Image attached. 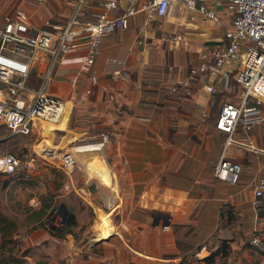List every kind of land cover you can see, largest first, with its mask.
<instances>
[{
  "label": "rangeland",
  "instance_id": "1",
  "mask_svg": "<svg viewBox=\"0 0 264 264\" xmlns=\"http://www.w3.org/2000/svg\"><path fill=\"white\" fill-rule=\"evenodd\" d=\"M71 1L45 0L40 5L33 6L25 0H0V15L21 8L28 14L33 11L29 16L30 19L35 17L40 21L48 18L60 22L67 13ZM137 15L138 20L146 27L144 31L139 32H144L147 36L148 45L144 47L146 50L155 53L164 51L166 54L167 51L175 48L171 47V39L173 40L176 33L166 29L168 24L165 22L166 18L144 23L140 14ZM185 15L195 26H183L184 22L176 21V25L183 32L184 30L194 31L181 33L182 37L200 41L202 36L197 32L203 31V28L207 29L210 34L219 32L217 27L208 25L207 22L202 23L195 13L186 12ZM196 43L192 42L189 50L185 51L187 55L194 56L190 48ZM176 51L178 52L177 49ZM155 65L149 66L148 76H154ZM231 88L230 91L217 92L211 97L208 96L209 106L205 110L207 116L201 119L198 113L193 118L185 117L183 126L178 123L181 120L175 119L171 114L166 115L161 112L163 109L161 101L158 103L153 99L148 103L143 100V102H138L137 107L133 105L131 109L125 106L124 108L119 107V110L124 109L130 113L132 118L137 117L131 122L142 127L140 131L132 133L127 138L126 149H130L129 156L136 155L142 160H147L143 161L149 165L148 168L152 167L154 171L159 166L160 160H166L170 169L171 161L177 159L180 162L186 160V165L189 159L196 160V162L202 160L203 165L198 166L197 169L210 171V167L204 166V160L207 159L210 166L214 164L226 137L214 130L213 119L221 101L237 99L238 89ZM144 92L147 91L144 90ZM65 105L60 126L56 125L58 123L56 120L52 122L56 125L55 127L42 126L38 131L33 130L27 135H8L0 129V133L6 134L0 138V153L13 152L19 157L31 158L32 162L30 168L26 170L12 174L0 173V264H104L105 259L100 256L99 251L106 248L109 252L114 243L116 244V241L110 237L98 238L101 234L100 229L104 228L103 225L101 226L100 218L106 219L108 224H110L108 218L111 221L119 219L118 215L106 214L100 209L102 206L107 210L112 202L109 198L108 186L107 188L100 186V175L96 171L97 160L102 158L103 161L108 160V143L104 145L103 152L101 150L91 152L90 150L80 155L73 150L74 147L85 146L94 141L100 133L109 134V132L105 127L103 129L95 124L97 121L93 120V115L89 113V110L81 109L77 107V103L70 104L68 101ZM179 107L180 105H177L174 109L177 110ZM118 113L121 115L122 111ZM260 114L263 118L252 123L247 134H244L247 136L244 140L245 142L251 141L258 148H264V104L260 106ZM82 119L83 122H81ZM192 119L193 121L189 122ZM78 123L85 124L83 131H74L72 134L70 125ZM181 130H186V133ZM45 139L49 140L52 145L47 146ZM178 147L181 149L178 150ZM242 148L246 149V147ZM241 149L235 150L234 147H228L227 152L236 151L238 157L233 160L238 161L244 167L248 165L247 172L253 175L251 159L239 158ZM66 151L73 154L72 166L61 165V155ZM247 152L252 154V151ZM256 154L259 156L258 152ZM155 160L157 162L153 164ZM259 160L262 162L261 159ZM185 164L181 166L186 167ZM193 165L196 166L194 163ZM244 173L242 170L235 184L221 182L222 191L224 189L227 191L228 198L217 207L218 220L211 233L213 237L211 245L215 247L211 252L217 255L219 261L233 254L236 258L232 259L234 260L232 264H262L264 253L253 248L248 243V237L253 229H257L264 236V206L260 205L255 211L251 209L250 191L257 173L255 172L253 180L251 176H246ZM87 175L90 177L86 178ZM105 175L107 176V173ZM208 176L211 182L216 181L210 173ZM191 184L188 183V187L193 193L199 194L198 191L203 190L198 186L195 187L194 183ZM209 186L204 189L205 193L208 191L214 193L213 185ZM100 191L107 197L102 200V205ZM150 211L152 209H146L144 213L147 214ZM69 216L73 218L71 225L66 224ZM176 220L174 222L182 224L191 222V220ZM180 262L187 264L183 259L170 264H180Z\"/></svg>",
  "mask_w": 264,
  "mask_h": 264
},
{
  "label": "crops",
  "instance_id": "2",
  "mask_svg": "<svg viewBox=\"0 0 264 264\" xmlns=\"http://www.w3.org/2000/svg\"><path fill=\"white\" fill-rule=\"evenodd\" d=\"M134 1L140 4L143 0ZM127 3H129V0H119L120 6L124 7ZM186 12L173 3L169 5L162 17L152 19L166 18L165 22L168 23L166 29L176 33L173 40L171 39V47L175 48L170 49L166 54L164 51L155 53L144 48L148 45L147 36L144 32H139L144 31L146 27L138 20L137 14L140 13H137L129 17L127 28H116L113 32L103 36L101 52L94 66L98 74L97 82L90 94L84 93L87 80L85 75L77 69V62L84 51L83 45H80L75 53L67 55L61 60L47 88L50 93L59 96L64 105L68 101L70 104L77 103V107L81 109L89 110V113L93 115V120L97 121L95 124L103 127V129L106 128L109 132V134L105 133L107 140L99 148L103 152L104 145L108 143V160L103 161V158L97 160L96 171L100 175L99 181L101 183L98 182L100 186L106 188L108 186L109 198L112 202L107 210L102 206L100 209L106 214L118 215L119 219L111 221L108 218L112 230L107 238L114 239L116 244L114 243L109 252L106 248L99 251V253H102V255L100 253V256L105 259L104 264H127L129 262L132 264H170L179 259L185 260L187 264H232L234 262L232 259L236 258L233 254H229L225 260L219 261L217 255H213L211 252L215 247V245H211L213 238L211 233L215 229L218 220L217 207L221 206L228 198L227 191L225 189L222 191L221 182L224 181L215 179V182H211L208 176L209 173L211 175L210 171L198 170L197 167L203 165L202 160H198L195 163L196 166L193 165V159H189L187 165L185 164L186 160L182 162L178 159L172 160L170 169L166 160H160L159 166L154 171L152 167L148 168L149 165L145 164L144 161L147 160L143 159V161L136 155H130V157V149H126L127 138L132 133L140 131L141 126L139 127L131 122L132 119H137V117L132 118L130 113L124 109L119 110V107L124 108L123 106H125L131 109L133 105L137 107L138 102H143V100L148 103L153 99L158 103L161 101L163 106L161 112L166 115L171 114L175 119L181 120L178 123L183 126L185 117L193 118L201 109L206 110L209 106L207 104L209 95L198 86L191 88V94L178 97L181 91H172L171 84L185 74L187 66L199 60V47L205 42H210L209 39L220 36L222 29L226 28L228 24L222 21L221 25L217 26L210 20L202 18L197 12H192L199 17L202 23L207 22L208 25L217 27L219 32L210 34L207 29L203 28V31L197 32L198 35L202 36L200 41L189 40L182 37L181 33L194 31L184 30L183 32L175 23L176 21H182L184 22L183 26L194 27L195 25H192L189 21L190 18L186 16L187 14L185 15ZM32 13L33 11H30L29 16ZM139 16L140 18L143 17L142 14ZM44 19L46 18L39 21L37 18L32 17L31 22L38 25ZM137 40L140 43H137ZM189 41L191 42L189 43ZM143 42L145 45L142 44ZM192 42H197L195 46L193 45L190 48L194 56L185 53L186 50H189ZM111 56L123 60L122 67L125 72L123 77L121 76L114 81L110 80L108 73L115 68V64L107 60ZM39 64L37 62L36 67L31 71L38 72L37 65ZM153 64H156L154 66V76H148L147 70ZM31 75L34 77L33 72ZM144 90L147 92H144ZM177 105H180V107L175 110L174 107L176 108ZM121 111L122 114L118 115V112ZM83 119L81 122H83ZM191 121L193 119L189 122ZM84 127L85 124L78 123L70 125V130L73 134L74 131L82 132ZM181 132L186 133V130H181ZM218 132L223 134L220 131ZM237 133L243 135H235V138L246 146L234 147V149L246 147L247 150L241 149L239 158L242 160L243 157L251 159L254 174L247 172L248 165L245 167L241 165L243 167H241V171L243 170L244 174L251 176L252 179L255 172L257 173L256 176L258 175L261 165L259 159L262 160L263 156L260 153L258 156L253 149L247 147L255 146L251 141L245 142L244 139L247 136L244 134H247V132L238 130ZM180 149L178 147V150ZM247 151H252V154ZM236 153V151H228L227 155L233 159L238 157ZM156 162L157 160L152 163L155 164ZM183 164L186 167H182ZM182 175H186L187 183H192L191 185L194 183L195 187L198 186L203 190L198 191L199 194H196L190 191L188 185L186 188L179 187L180 180L178 177ZM89 177L86 176V178ZM98 183H96L97 187H99ZM209 185H213L215 188L214 193L211 191L205 193L204 189L209 188ZM216 191H218V194H216ZM104 198L107 197L100 191L101 205ZM184 208L183 214L177 215ZM146 209H152V211L145 214ZM142 214L144 219L141 220ZM176 219L191 220V222L183 223L184 225L202 224L200 227L202 235H199L197 239L184 238L187 240L188 245L191 243V248L198 244V247L190 255H184L189 252L190 248L184 254H178L171 231V224L179 223L174 222V220L177 221ZM262 264H264V259Z\"/></svg>",
  "mask_w": 264,
  "mask_h": 264
},
{
  "label": "built area",
  "instance_id": "3",
  "mask_svg": "<svg viewBox=\"0 0 264 264\" xmlns=\"http://www.w3.org/2000/svg\"><path fill=\"white\" fill-rule=\"evenodd\" d=\"M25 1L36 6L45 0ZM173 3L187 12H197L217 26L222 21L228 24L220 36L199 47V60L187 66L185 74L171 84V90H180V97L191 94V88L198 86L211 97L217 92L230 91L231 87L238 89L236 100L218 104L213 124L226 137L211 168L212 177L235 184L241 164L227 155V148L246 146L234 137L236 130L247 132L253 122L263 118L260 106L264 104V0H143L140 4L129 0L124 7L119 5V0H72L60 22L46 18L38 25L31 22L24 9L3 13L0 129L8 135H27L40 129V120L55 122L64 103L47 88L61 60L75 53L80 45L84 46L77 69L87 80L84 93L90 94L97 82L94 66L103 36L116 28H127L129 17L137 13L142 14L144 23L160 18ZM107 60L115 64L108 72L110 80L123 77V60L112 56ZM37 62L39 71L35 73L31 70ZM206 116L207 111L202 109L199 117ZM5 133H0V138ZM106 140V134L101 133L86 145L99 149ZM247 147L263 156L250 191V205L255 211L264 206V148ZM73 163V154L63 152L61 165L68 167ZM31 165V158L13 152L0 153V173L12 174ZM248 243L264 253V236L257 229L250 232Z\"/></svg>",
  "mask_w": 264,
  "mask_h": 264
},
{
  "label": "trees",
  "instance_id": "4",
  "mask_svg": "<svg viewBox=\"0 0 264 264\" xmlns=\"http://www.w3.org/2000/svg\"><path fill=\"white\" fill-rule=\"evenodd\" d=\"M214 120V119H213ZM214 123V121H213ZM214 128V130H217L214 127V124L212 126ZM196 163V160H194V164ZM213 164V163H212ZM212 164L210 166V162L207 161V159L204 160V166L207 165L208 168L210 169L211 172V168H212ZM170 177V176H169ZM180 180V183L178 184L179 187H187L188 183L186 180V175H182L180 177H178ZM170 179V178H169ZM174 185V183H172ZM185 210V208L182 210H180L178 212L177 215L183 214V211ZM132 215V214H131ZM176 215V216H177ZM140 219H144L143 214L141 215ZM66 224H73V218L72 216H69V220H66ZM202 226L201 223H197V224H181V223H172L171 224V231L173 233V238L175 241V245L177 247L178 250V254L182 255L185 252H187L188 248H190L189 252L187 254L184 255H190L192 254L193 250L198 247V244H195L192 248H191V243L188 245L187 240L184 238H191L193 239H197L199 237V235H202V229L200 228ZM207 233V232H206ZM204 235V234H203ZM181 263V262H180ZM183 263V262H182Z\"/></svg>",
  "mask_w": 264,
  "mask_h": 264
},
{
  "label": "bare ground",
  "instance_id": "5",
  "mask_svg": "<svg viewBox=\"0 0 264 264\" xmlns=\"http://www.w3.org/2000/svg\"><path fill=\"white\" fill-rule=\"evenodd\" d=\"M65 108H66V105L63 106V109H62L60 115L56 119V120H58V123H56L57 126H60V124H61L64 112H65ZM39 124H40V127L45 126V127L53 128V127L56 126L52 122H50L49 120H45V121L44 120H40ZM44 141H45V144L47 146L52 145L51 142H49V140L45 139ZM92 149H96V147L89 146V145H87V146H83L82 145V146H78V147L73 148V150L77 151V153L80 154V155L84 154V152H86V151L89 152L91 150V152H92ZM93 160H96V159H93ZM93 160H91V161H93ZM100 221H102L101 222V226L103 225L104 228L100 229L101 234L98 236V238L107 237L111 233L112 227L108 224V221L106 219L100 218Z\"/></svg>",
  "mask_w": 264,
  "mask_h": 264
},
{
  "label": "water",
  "instance_id": "6",
  "mask_svg": "<svg viewBox=\"0 0 264 264\" xmlns=\"http://www.w3.org/2000/svg\"><path fill=\"white\" fill-rule=\"evenodd\" d=\"M57 211V210H56Z\"/></svg>",
  "mask_w": 264,
  "mask_h": 264
}]
</instances>
